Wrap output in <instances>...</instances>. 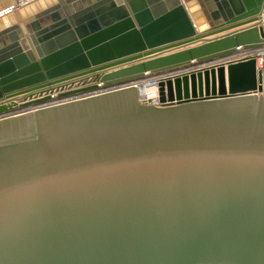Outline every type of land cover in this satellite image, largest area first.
Instances as JSON below:
<instances>
[{
    "label": "water",
    "instance_id": "95a60500",
    "mask_svg": "<svg viewBox=\"0 0 264 264\" xmlns=\"http://www.w3.org/2000/svg\"><path fill=\"white\" fill-rule=\"evenodd\" d=\"M263 17L0 0V264H264Z\"/></svg>",
    "mask_w": 264,
    "mask_h": 264
},
{
    "label": "built area",
    "instance_id": "2783aa9c",
    "mask_svg": "<svg viewBox=\"0 0 264 264\" xmlns=\"http://www.w3.org/2000/svg\"><path fill=\"white\" fill-rule=\"evenodd\" d=\"M255 53L258 56V66L262 67V63H261V65L259 64V59L262 60V57L264 55V48L259 50L258 52H255ZM253 54L254 53L245 52L243 54H240L239 57L249 56V55H253ZM161 79H163V76H157V75L156 76H151V77L147 78L145 81H143L140 84H138V88H139V86H142V87L144 86L143 87L144 90L142 91V93L140 92L141 99L143 101H145V102L150 104V103H153L157 99V97H159V93H158V95H156V94L153 95L152 94V96H150V95H148V93L146 91L149 89L150 86L154 87L155 90L156 89L158 90L159 82H160ZM139 91H140V89H139Z\"/></svg>",
    "mask_w": 264,
    "mask_h": 264
},
{
    "label": "bare ground",
    "instance_id": "6f19581e",
    "mask_svg": "<svg viewBox=\"0 0 264 264\" xmlns=\"http://www.w3.org/2000/svg\"><path fill=\"white\" fill-rule=\"evenodd\" d=\"M264 20V17H263V19H262V21ZM262 23V22H261ZM262 61H263V57H262V60L261 59H259V64L261 65V63H262ZM142 85V84H141ZM144 87V86H143ZM143 87L142 86H139V89L141 90V92L144 90L143 89ZM147 93H148V95H150V96H152V94L154 95V94H156V95H158V93H159V87H158V90L156 89L155 90V88L154 87H149V89L146 91ZM146 93V94H147ZM44 95V96H43ZM43 95H39V96H34L33 97V99H29L28 98V102H30V101H33V100H38V99H43V97H45L46 96V94H43ZM52 95V97H57V94L54 92L53 94H51ZM55 102V101H54ZM59 102V101H58ZM150 104H159V97H157V99L153 102V103H150ZM21 108H23V107H18L16 110L17 111H21V110H24V109H21Z\"/></svg>",
    "mask_w": 264,
    "mask_h": 264
},
{
    "label": "crops",
    "instance_id": "0c3cea01",
    "mask_svg": "<svg viewBox=\"0 0 264 264\" xmlns=\"http://www.w3.org/2000/svg\"><path fill=\"white\" fill-rule=\"evenodd\" d=\"M246 26H248V25H244V26H241V27L235 28V29H233V30H229V31H227V32H222V33L217 34V35H222V34H225V33L233 32V31H235V30H238V29L244 28V27H246ZM212 37H216V36H211V38H212ZM200 43H201V42H200ZM198 44H199V43H198ZM238 56H240V54H239ZM193 63H194V62H193Z\"/></svg>",
    "mask_w": 264,
    "mask_h": 264
},
{
    "label": "rangeland",
    "instance_id": "374dc122",
    "mask_svg": "<svg viewBox=\"0 0 264 264\" xmlns=\"http://www.w3.org/2000/svg\"><path fill=\"white\" fill-rule=\"evenodd\" d=\"M145 84V83H144ZM140 92H141V90H140ZM142 93V92H141Z\"/></svg>",
    "mask_w": 264,
    "mask_h": 264
}]
</instances>
